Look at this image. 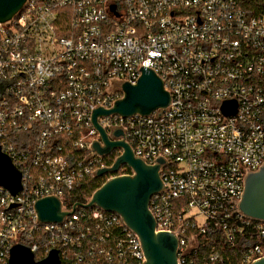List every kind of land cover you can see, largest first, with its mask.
<instances>
[{
    "label": "built area",
    "instance_id": "built-area-1",
    "mask_svg": "<svg viewBox=\"0 0 264 264\" xmlns=\"http://www.w3.org/2000/svg\"><path fill=\"white\" fill-rule=\"evenodd\" d=\"M142 71L161 80L168 106L97 123L145 165L163 161L148 206L155 232L177 239V264H197L198 238L210 232L228 245L249 232L236 264L264 258V222L238 209L245 169L264 162V13L241 0H27L0 24V151L21 175L19 194L0 187V264L17 245L35 262L56 251L60 264L144 263L119 216L64 205L104 158L122 154L92 150L103 146L92 115L112 109ZM44 198L70 214L41 223L35 203Z\"/></svg>",
    "mask_w": 264,
    "mask_h": 264
},
{
    "label": "water",
    "instance_id": "water-1",
    "mask_svg": "<svg viewBox=\"0 0 264 264\" xmlns=\"http://www.w3.org/2000/svg\"><path fill=\"white\" fill-rule=\"evenodd\" d=\"M27 0H0V24L10 22L24 7ZM123 96L110 110L97 109L93 112L92 123L98 131L102 147L99 143L92 145V150L99 156H108L114 150H122V154L110 168L101 169L97 177L106 174L115 175L121 167L131 170V176H120L105 182L85 205L81 208L95 207L106 213L116 214L125 226L139 239L144 255L143 264H177V239L168 232H155V221L149 212L150 199L161 190L159 166H147L136 159L124 141H110L105 131L98 125L97 119L117 115L127 118L133 115L149 116L158 110H164L170 101L161 80L151 71H142L135 85L124 83L121 86ZM224 113L234 114L228 107ZM115 138L122 137V132L113 133ZM243 180V193L238 209L246 217L264 222V162L257 172L247 169ZM0 187L15 196L21 191V175L12 165L8 157L0 151ZM35 211L41 223L58 224L70 213L61 211V204L55 198H44L35 203ZM9 264H60L56 251L35 262L31 252L23 246H14L9 252ZM264 264V258L253 263Z\"/></svg>",
    "mask_w": 264,
    "mask_h": 264
},
{
    "label": "trees",
    "instance_id": "trees-1",
    "mask_svg": "<svg viewBox=\"0 0 264 264\" xmlns=\"http://www.w3.org/2000/svg\"><path fill=\"white\" fill-rule=\"evenodd\" d=\"M242 6L253 15H260L264 13V0H241ZM114 154L103 159V165L105 168H110L115 162ZM126 174L131 175L129 169L126 170ZM115 176L113 174H106L102 177H92L82 180L75 190L66 197L64 205L66 209L70 210L75 205H85L89 202L92 195L99 190L102 185L105 183L107 178ZM216 233L210 232L206 237H199L198 243V253L192 257L197 264H210L208 256L210 253V247L215 245L218 248V263L224 264H236L239 260V257L243 251V248L250 246L248 240H250L249 232H244L243 235L236 238L233 245H228L220 242L215 238ZM218 235V234H217ZM218 237V236H217ZM216 239V240H215ZM214 241V242H213ZM39 260H41L39 258Z\"/></svg>",
    "mask_w": 264,
    "mask_h": 264
}]
</instances>
